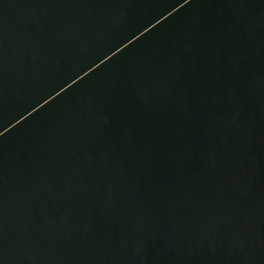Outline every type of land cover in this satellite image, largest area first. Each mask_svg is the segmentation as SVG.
<instances>
[{"label": "water", "instance_id": "95a60500", "mask_svg": "<svg viewBox=\"0 0 264 264\" xmlns=\"http://www.w3.org/2000/svg\"><path fill=\"white\" fill-rule=\"evenodd\" d=\"M0 264H264V0H0Z\"/></svg>", "mask_w": 264, "mask_h": 264}]
</instances>
